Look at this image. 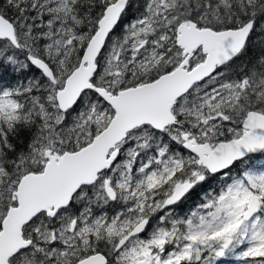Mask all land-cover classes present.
<instances>
[{"label":"snow or ice","instance_id":"1","mask_svg":"<svg viewBox=\"0 0 264 264\" xmlns=\"http://www.w3.org/2000/svg\"><path fill=\"white\" fill-rule=\"evenodd\" d=\"M0 264H264V0H0Z\"/></svg>","mask_w":264,"mask_h":264},{"label":"trees","instance_id":"2","mask_svg":"<svg viewBox=\"0 0 264 264\" xmlns=\"http://www.w3.org/2000/svg\"><path fill=\"white\" fill-rule=\"evenodd\" d=\"M34 71H35V70L33 69V72H34ZM30 73H31V72H27V73H25L24 76H26V75H30ZM9 77H10V79H11L13 82H15V79L17 78V74H16V73H13L12 70L9 69Z\"/></svg>","mask_w":264,"mask_h":264},{"label":"rangeland","instance_id":"3","mask_svg":"<svg viewBox=\"0 0 264 264\" xmlns=\"http://www.w3.org/2000/svg\"><path fill=\"white\" fill-rule=\"evenodd\" d=\"M38 75V73H36ZM25 73H19V76H24ZM30 75H32V72L30 73ZM185 211L187 210L186 208L184 209ZM225 260H231L232 258L231 257H226V258H223Z\"/></svg>","mask_w":264,"mask_h":264}]
</instances>
